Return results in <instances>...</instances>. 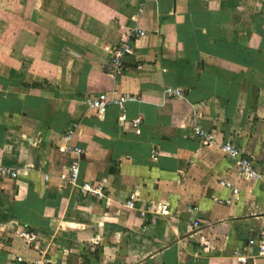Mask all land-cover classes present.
I'll list each match as a JSON object with an SVG mask.
<instances>
[{"label":"crops","instance_id":"1","mask_svg":"<svg viewBox=\"0 0 264 264\" xmlns=\"http://www.w3.org/2000/svg\"><path fill=\"white\" fill-rule=\"evenodd\" d=\"M141 2L0 0V166L20 173L0 177V264H243L236 249L264 227V0H148L140 16ZM136 25L145 35L115 77L112 49ZM113 90L136 99L88 107ZM227 140L258 182L240 177ZM74 147L103 199L62 180ZM223 180L239 200L224 202Z\"/></svg>","mask_w":264,"mask_h":264},{"label":"built area","instance_id":"2","mask_svg":"<svg viewBox=\"0 0 264 264\" xmlns=\"http://www.w3.org/2000/svg\"><path fill=\"white\" fill-rule=\"evenodd\" d=\"M148 0H142L139 7V15L142 16L145 12L146 5ZM145 35L144 29L139 25L134 27H129L122 39L114 46L112 49V59L111 67L112 74L117 77L122 75L128 70L127 60L135 54V43L136 41ZM142 65H138V68H141ZM168 96L172 97H184L185 91L182 88L178 87H167L165 90ZM136 97L129 95H120L116 90L111 92H102L97 95L89 96L86 100V103L89 108L96 110L99 116L105 115L112 104H116L120 109L125 108V103L127 101L135 100ZM142 122L141 117H137L132 121V126L134 129H138ZM77 125L75 124L72 129H70L66 135V139L70 141L76 131ZM193 135L198 138L203 145H211L216 141V134L200 124L193 126ZM74 152L77 155L76 159H73L70 162L67 173L61 176L62 180L68 184L78 188L82 194L85 196H92L99 199L105 197V183L98 182H82L81 179V168L79 156L84 152L80 147H74ZM223 150L228 157L236 159L239 165V175L242 179L247 180L255 184L260 180L261 174L257 171L254 164L247 158L242 156L241 149L232 141L227 140L223 144ZM20 176L19 171L13 170L11 168H6L0 166V177H10L13 179H18ZM48 179V176H46ZM222 184L231 186L227 181H221ZM232 188L233 197L225 200L224 202L230 204L234 200H239V189ZM138 198L134 193L125 203V206L128 209L135 208V203ZM147 213H142V217H146ZM194 226L199 227L200 222L197 220L194 222ZM24 238L29 240H35V234L31 231H24L21 234ZM236 255L239 261L243 264H248L249 261H256L258 257H264V227L261 228H251L250 235L247 242L236 249ZM17 260L23 262V257H17ZM27 264H51L50 258H48L45 253H42L37 259L26 262Z\"/></svg>","mask_w":264,"mask_h":264}]
</instances>
